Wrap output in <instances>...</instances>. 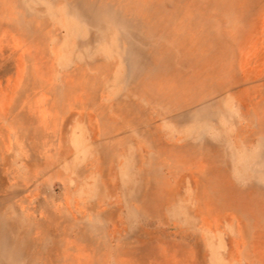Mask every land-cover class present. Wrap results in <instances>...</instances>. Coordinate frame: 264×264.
<instances>
[{
  "label": "rangeland",
  "instance_id": "374dc122",
  "mask_svg": "<svg viewBox=\"0 0 264 264\" xmlns=\"http://www.w3.org/2000/svg\"><path fill=\"white\" fill-rule=\"evenodd\" d=\"M0 264H264V0H0Z\"/></svg>",
  "mask_w": 264,
  "mask_h": 264
}]
</instances>
